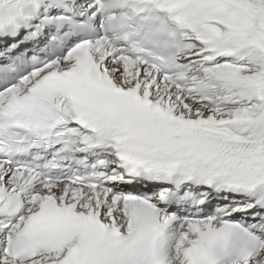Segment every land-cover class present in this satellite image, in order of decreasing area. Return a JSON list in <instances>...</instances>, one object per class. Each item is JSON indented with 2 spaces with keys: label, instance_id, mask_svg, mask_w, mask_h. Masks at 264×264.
<instances>
[{
  "label": "snow or ice",
  "instance_id": "snow-or-ice-1",
  "mask_svg": "<svg viewBox=\"0 0 264 264\" xmlns=\"http://www.w3.org/2000/svg\"><path fill=\"white\" fill-rule=\"evenodd\" d=\"M0 264H264V0H0Z\"/></svg>",
  "mask_w": 264,
  "mask_h": 264
}]
</instances>
